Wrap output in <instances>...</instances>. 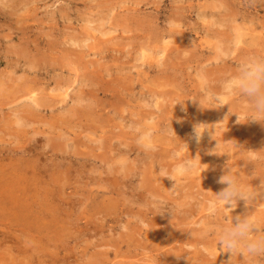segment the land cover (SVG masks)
<instances>
[{
    "label": "rangeland",
    "instance_id": "374dc122",
    "mask_svg": "<svg viewBox=\"0 0 264 264\" xmlns=\"http://www.w3.org/2000/svg\"><path fill=\"white\" fill-rule=\"evenodd\" d=\"M261 53L264 0H0V264H250L216 228L264 221V124L221 82ZM224 166L261 194L212 215Z\"/></svg>",
    "mask_w": 264,
    "mask_h": 264
},
{
    "label": "clouds",
    "instance_id": "9594fccd",
    "mask_svg": "<svg viewBox=\"0 0 264 264\" xmlns=\"http://www.w3.org/2000/svg\"><path fill=\"white\" fill-rule=\"evenodd\" d=\"M224 58H227L226 53L221 57V59ZM221 88L226 96L244 97L248 102L250 112L247 120L264 124V53L242 57L236 63L232 75L221 82ZM201 98L218 102V95L207 89L202 92ZM196 101L199 104V100ZM149 106L150 102L144 104V107ZM203 124L205 123H196L192 127V133L197 142H199L202 133L208 132V130L200 128ZM152 150H155L154 146ZM261 159V155H256L246 162L252 163L255 167ZM190 167L191 165L185 161L178 164L173 170L176 172V176L166 173L164 177L174 183L176 179L187 174ZM218 183L224 186L214 194L211 201L212 215H216L217 212L222 214L225 210L231 213L236 208L238 201H243L245 207H248L261 194L259 188L250 184L246 185L238 174L226 166L218 178ZM150 206L160 213L167 204L162 199L153 198ZM216 239L218 247H222L223 252L230 254L229 259L233 256H240L250 264H264V221L257 220L248 212L232 216L230 223L217 226Z\"/></svg>",
    "mask_w": 264,
    "mask_h": 264
},
{
    "label": "bare ground",
    "instance_id": "6f19581e",
    "mask_svg": "<svg viewBox=\"0 0 264 264\" xmlns=\"http://www.w3.org/2000/svg\"><path fill=\"white\" fill-rule=\"evenodd\" d=\"M101 34H103V33H101ZM82 40V39H81ZM72 46V45H71ZM82 46V45H81ZM74 47H78L77 45L75 46L74 45ZM90 47H92V46H90ZM89 48V47H88ZM93 74V73H92ZM51 77V76H50ZM80 78V77H79ZM126 81V80H125ZM132 81V80H131ZM115 82V81H114ZM67 83V82H66ZM46 85V84H45ZM22 91V90H21ZM76 91V90H75ZM74 92V91H73ZM214 92V91H213ZM73 94V93H72ZM41 97V96H40ZM44 97V96H43ZM66 97V95H64V98ZM80 97H75L74 99H73V103H75L76 105L77 104H79V102L80 101H82V99L80 98ZM92 99V98H91ZM30 100H31V102L29 103V107H32V108H37V106H42L43 104H40L39 105V103H37L36 101H35V99H32V98H30ZM72 102V101H71ZM81 103V102H80ZM84 103V102H83ZM72 104V103H71ZM24 106V105H23ZM68 110V109H67ZM36 111V110H35ZM34 111V112H35ZM65 111V110H64ZM63 111V112H64ZM54 112V111H53ZM67 113H72V111L71 110H68L67 111ZM69 115V114H68ZM71 115V114H70ZM23 116V115H22ZM130 129V128H129ZM135 129V128H134ZM85 133V132H84ZM151 134V133H150ZM65 137H67L66 135H64ZM114 136V135H113ZM123 136V135H122ZM43 137H44V135H43ZM62 137V136H61ZM144 137V136H143ZM70 138V137H69ZM67 140H68V138H66ZM72 139H74V137L72 138ZM61 140H63V139H61ZM99 140H100V138H99ZM102 140V139H101ZM156 142V141H155ZM49 143V142H48ZM51 144V142L49 143V145ZM58 144V143H57ZM149 144V143H148ZM104 145V144H103ZM51 146H52V144H51ZM59 146V145H58ZM145 147H148V146H146V144L144 145ZM152 146V145H151ZM53 147H56V143H55V146H53ZM104 147V146H103ZM51 148V147H50ZM67 148V147H66ZM33 149H34V147H33ZM141 149V148H140ZM149 149H150V147H149ZM151 149H152V147H151ZM45 150V149H44ZM55 150V149H54ZM117 150V149H116ZM114 151V150H113ZM150 151V150H149ZM71 152V151H70ZM61 153V152H60ZM80 153V152H79ZM64 156V155H63ZM142 158H143V156H142ZM51 160V159H50ZM60 160V159H59ZM80 160V159H79ZM153 160V159H152ZM82 161V160H81ZM80 166V165H79ZM118 167H120V165L118 166ZM56 168V167H55ZM109 170V169H108ZM121 170H122V168H121ZM32 173V172H31ZM79 173V172H78ZM23 178V177H22ZM24 179H25V177H24ZM51 180H52V177H51ZM129 180V179H128ZM124 181V180H123ZM255 181V180H254ZM259 182V181H258ZM18 183V182H17ZM20 183V182H19ZM150 186V185H149ZM107 187V186H106ZM117 187V186H116ZM108 189V188H107ZM27 190V189H26ZM116 193V192H115ZM140 197V196H139ZM152 197V196H151ZM2 198V197H1ZM55 200V199H54ZM119 208V207H118ZM45 214V213H44ZM22 221V220H21ZM25 223V222H24ZM21 224H23V223H21ZM23 225H25V226H27V224H23ZM22 226V225H21ZM97 231V230H96ZM22 232V231H21ZM53 239V238H52ZM180 258V257H179ZM85 259V258H84ZM63 261V260H62Z\"/></svg>",
    "mask_w": 264,
    "mask_h": 264
}]
</instances>
